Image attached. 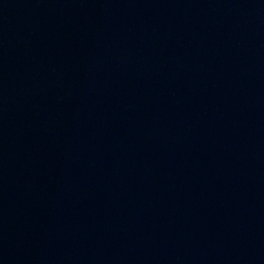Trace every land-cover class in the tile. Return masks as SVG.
I'll use <instances>...</instances> for the list:
<instances>
[{
    "label": "water",
    "instance_id": "obj_1",
    "mask_svg": "<svg viewBox=\"0 0 264 264\" xmlns=\"http://www.w3.org/2000/svg\"><path fill=\"white\" fill-rule=\"evenodd\" d=\"M0 264H264L246 0H0Z\"/></svg>",
    "mask_w": 264,
    "mask_h": 264
}]
</instances>
